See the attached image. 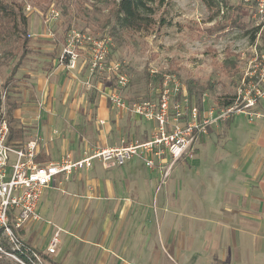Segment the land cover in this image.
I'll list each match as a JSON object with an SVG mask.
<instances>
[{"label": "rangeland", "instance_id": "obj_1", "mask_svg": "<svg viewBox=\"0 0 264 264\" xmlns=\"http://www.w3.org/2000/svg\"><path fill=\"white\" fill-rule=\"evenodd\" d=\"M9 1L22 4L29 18L32 51H28L21 69L8 81L19 55L15 53L12 40L0 42V116L6 118L7 97L18 104L22 109V121L18 125L24 131L22 143L39 139L38 144H43L44 138L45 143L50 144L64 131L76 132L73 126L78 119L71 121L69 114H80L81 109L95 122L98 138L107 139L111 147L152 140L157 133L155 121L136 113L133 106L146 101L157 104L158 75L162 78L173 74L186 89L192 85L197 92L207 84L212 85L213 90L202 96L204 116H209L211 110L219 112V100L233 99L231 105L237 110L243 109L249 100H256L252 108L208 126L198 145L216 130L226 129L229 119L227 125L234 121L233 129H249L261 114L264 115V17L259 14V0L242 6L245 29L229 27L212 35L202 30L212 28L218 21L229 22L232 9H222L219 16L209 22L211 13L200 0H167L169 6L159 13L167 18V24L159 32L134 33L126 42L111 36L109 11L104 4H96V9L94 0ZM228 1L230 6H237L235 0ZM118 74L128 78L126 86L118 85ZM257 92L263 97L257 98ZM114 93L123 97L126 108L120 110L111 104L105 123L100 122L102 118L96 108L102 102H110L109 96ZM190 98L197 105L198 96ZM41 109H48L52 114L46 122L35 112L40 113ZM61 113L66 114L61 116ZM178 124L182 126L185 121L180 120ZM225 136L213 137L220 139L219 145H226ZM99 146L84 141L78 146V155L81 152L82 155L84 152L93 154ZM215 155V161L192 169L193 183L182 207L190 215L197 214L198 210L207 211L206 206H212L214 189L225 187L220 179L227 167L221 162H227V155ZM156 169L163 177L164 168ZM170 175L171 171L166 180L161 178L160 194L164 193L165 181L170 180ZM0 241H5L1 234ZM39 243L42 245L44 240ZM0 262L18 264L2 253Z\"/></svg>", "mask_w": 264, "mask_h": 264}, {"label": "crops", "instance_id": "obj_2", "mask_svg": "<svg viewBox=\"0 0 264 264\" xmlns=\"http://www.w3.org/2000/svg\"><path fill=\"white\" fill-rule=\"evenodd\" d=\"M109 106V102H102L96 108L100 122L105 123ZM45 109L39 110L41 114L35 112L46 122L52 114ZM21 110L18 106L14 111L19 121ZM72 113L70 120L78 119L73 126L76 132L64 131L50 144L41 138L43 144L39 142L37 154L40 165L57 163L67 154L73 160L82 158L78 146L87 140L100 144V149L111 147L107 139L98 138L90 114L83 109L80 114ZM261 116L254 126L239 130L233 129L234 121L227 125L229 119L226 129L216 130L198 145L193 159L173 165L162 194L158 190L161 171L150 170L141 159L111 169L94 161L91 168L59 176L41 200V220L28 222L20 237L45 253L59 232L60 244L49 256L52 264H264ZM225 134L228 144L219 145ZM215 154L227 155V162H221L227 167L220 179L225 187L214 189L207 211L190 215L182 207L193 183L192 169L215 161Z\"/></svg>", "mask_w": 264, "mask_h": 264}, {"label": "built area", "instance_id": "obj_3", "mask_svg": "<svg viewBox=\"0 0 264 264\" xmlns=\"http://www.w3.org/2000/svg\"><path fill=\"white\" fill-rule=\"evenodd\" d=\"M235 2L247 6L251 0ZM259 14L264 17V0H259ZM161 79L156 105L146 101L133 106L136 113L155 121L157 133L152 140L129 146L102 148L93 154L84 152L78 160H73L67 154L60 162L40 165L37 162L38 140L24 145L10 143V125L5 115L0 116V234L10 247L6 248L0 243L2 255L13 258L18 264H52L49 256L56 253L60 244L59 232L55 233L45 253L26 244L18 232L28 222L41 220V200L59 176L70 175L74 169L91 168L94 161L111 169L122 167L138 157L150 170L164 168L162 178L166 180L176 162L194 158L198 142L208 126L255 105L256 100H249L243 109L237 110L231 105L219 109L218 113L211 110L209 116H204L202 110L191 102L186 87L177 76L168 74ZM117 83L124 87L129 80L125 75L118 74ZM257 94V98L263 97L259 92ZM109 99L117 109L126 108L119 94L114 93ZM180 120H184L185 124L180 126Z\"/></svg>", "mask_w": 264, "mask_h": 264}, {"label": "trees", "instance_id": "obj_4", "mask_svg": "<svg viewBox=\"0 0 264 264\" xmlns=\"http://www.w3.org/2000/svg\"><path fill=\"white\" fill-rule=\"evenodd\" d=\"M207 10L211 13L209 22H213L219 16L222 9L227 11L232 9L229 22L218 21L215 26L210 29L202 30L203 33L212 35L213 33L223 31L227 28L245 29L246 25L242 21L243 8L241 5L230 6L228 0H200ZM96 4H104L109 11V19L112 24L111 36L121 42H126L133 37L134 33L150 34L160 31L166 24L167 18L159 15L161 11L169 6L167 0H94ZM4 40H12L15 53L19 55L18 62L12 68L9 80L14 78L21 69L22 64L28 58V51H32L29 35V18L24 13L23 5L15 1L0 0V42ZM158 81L162 79L158 75ZM150 80V79H148ZM188 94L190 97L198 96L197 106L202 110V96L207 91H212L213 86L207 84L200 88L197 92L192 85H188ZM219 109L226 108L233 103V99L219 100ZM111 105V102H109ZM1 106V99H0ZM6 118L10 125V143L14 145L22 144L23 128L19 125V120L14 117V111L18 108V104L7 97ZM6 248H10L7 243L0 241ZM0 264H12L9 262H0Z\"/></svg>", "mask_w": 264, "mask_h": 264}]
</instances>
